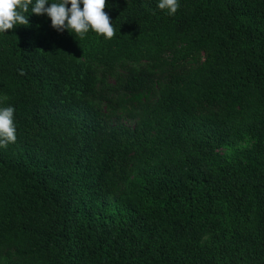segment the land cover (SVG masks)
Masks as SVG:
<instances>
[{
	"label": "trees",
	"instance_id": "trees-1",
	"mask_svg": "<svg viewBox=\"0 0 264 264\" xmlns=\"http://www.w3.org/2000/svg\"><path fill=\"white\" fill-rule=\"evenodd\" d=\"M104 11L0 33V264H264V0Z\"/></svg>",
	"mask_w": 264,
	"mask_h": 264
},
{
	"label": "clouds",
	"instance_id": "clouds-1",
	"mask_svg": "<svg viewBox=\"0 0 264 264\" xmlns=\"http://www.w3.org/2000/svg\"><path fill=\"white\" fill-rule=\"evenodd\" d=\"M105 7L106 0H0V33L6 34L17 25L27 26L30 12L46 15L56 32L67 31L75 40L84 39L90 30L107 40L113 38L115 28ZM179 7L180 0H156V8L169 16ZM14 111L11 105L0 107V147L16 141Z\"/></svg>",
	"mask_w": 264,
	"mask_h": 264
}]
</instances>
